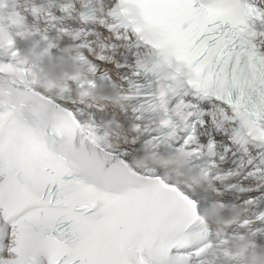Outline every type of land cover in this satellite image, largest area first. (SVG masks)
<instances>
[{
	"label": "snow or ice",
	"instance_id": "obj_1",
	"mask_svg": "<svg viewBox=\"0 0 264 264\" xmlns=\"http://www.w3.org/2000/svg\"><path fill=\"white\" fill-rule=\"evenodd\" d=\"M0 9V264H234V237L264 245V0ZM18 39L48 61L70 47L86 74L30 62ZM102 85L114 102L101 103ZM128 127L135 142L114 145ZM142 146L207 182L136 167ZM214 205L231 214L220 232L202 219Z\"/></svg>",
	"mask_w": 264,
	"mask_h": 264
}]
</instances>
